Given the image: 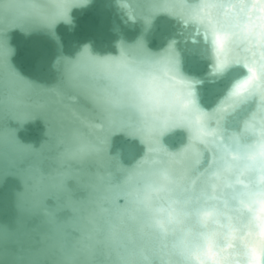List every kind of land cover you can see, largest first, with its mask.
Here are the masks:
<instances>
[{
    "label": "water",
    "instance_id": "95a60500",
    "mask_svg": "<svg viewBox=\"0 0 264 264\" xmlns=\"http://www.w3.org/2000/svg\"><path fill=\"white\" fill-rule=\"evenodd\" d=\"M53 3L0 0V60L22 78L0 72V264H105L127 248L170 247L179 233H190L193 246L211 237L226 256L221 264H249L253 246L264 253L256 219L264 192V97L254 87L242 101L227 100L248 76L245 65L264 63L246 34L259 22L255 0H71L67 19L49 27L42 16ZM215 31L230 36L223 72L216 71ZM85 49L101 59L123 50L131 67L155 70L165 81L179 77L199 117L152 127L130 110L143 101L131 82L96 80L87 68L80 86H71L66 62ZM105 88L121 97L120 109L90 101ZM75 130L100 146L99 156L69 158L79 145ZM146 148L184 153L199 164L153 201L160 232L141 239L129 226L113 242L100 214L109 206L103 197L129 205L122 174ZM206 210L214 216L204 221Z\"/></svg>",
    "mask_w": 264,
    "mask_h": 264
},
{
    "label": "clouds",
    "instance_id": "9594fccd",
    "mask_svg": "<svg viewBox=\"0 0 264 264\" xmlns=\"http://www.w3.org/2000/svg\"><path fill=\"white\" fill-rule=\"evenodd\" d=\"M49 6L53 8L54 4ZM72 75V70H67L68 80ZM177 79L181 80L179 77ZM167 82L169 84L172 83V81ZM71 86L79 87L80 80L71 79ZM176 88L183 94L184 100L189 99L186 95L187 89L185 87L176 85ZM190 99L194 98L191 97ZM96 105L102 110H115L122 107L121 103L117 104L103 99L99 100ZM129 107L131 111L135 112L140 121H150L152 127L164 123L187 124L188 121L194 123L200 115L196 110V104L186 109L177 104L169 110L164 107L155 108L148 106L143 101H138ZM99 127L97 125V128ZM193 135H195L194 128ZM100 152L101 150L97 149L95 155L99 156ZM69 158H71V153ZM198 164L199 160L192 159L184 153L177 155L165 153L156 148H146L144 154L131 168L122 174L121 186L127 196L132 215L125 218L124 223L120 225L119 233L122 229L129 226L135 227L137 237L141 239L149 232H160L162 228L161 217L158 209L154 207L153 201L159 195L165 193L187 171L196 168ZM222 164L223 162L221 161L218 162L217 166H214V174L217 167H222ZM110 178L109 174L107 179ZM261 183L264 184V181L261 180ZM209 213L211 214L210 216L206 215ZM100 214L104 215L101 208ZM211 216H214V213L211 210H206L203 220L207 221ZM173 219L178 221V213L173 214ZM190 236V233H179L170 247H158L155 250L150 249L148 252L143 247L127 248L123 253L117 252L114 259H107L105 264H201V261H203V264H221L222 261L226 260V256L221 249L218 246L213 247L211 237L207 238L206 243L200 246H193L190 242ZM109 238L113 242L118 239V237L113 239L110 235ZM128 240L130 243H134L131 233L128 234ZM209 253L215 257V261L209 257Z\"/></svg>",
    "mask_w": 264,
    "mask_h": 264
},
{
    "label": "snow or ice",
    "instance_id": "6c2138e0",
    "mask_svg": "<svg viewBox=\"0 0 264 264\" xmlns=\"http://www.w3.org/2000/svg\"><path fill=\"white\" fill-rule=\"evenodd\" d=\"M70 2L71 0H54V7L42 16L43 21L51 27L54 26L58 19H67V10ZM255 3L259 5V22L256 25H247L246 34L249 38H255L257 41V47L261 49L259 54L260 61H264V0H255ZM217 6L218 5L216 4L208 5V7L211 8ZM148 22L150 23V21ZM229 39L230 36L227 33L215 31L213 34V42L216 50L217 72H223L227 66L225 53ZM137 47L143 49L142 42H138ZM66 63L68 66L67 70H72L73 74L68 80L70 85L71 79L80 80L81 69L87 68L91 70L90 76L96 80L104 79L120 84L131 82L137 90L141 92L144 103L155 108L164 107L171 110L179 104L180 107L186 109L189 106H194L196 104L194 99H190L193 95L191 91H187L186 93L189 99L184 100L183 94L176 88V85H181L187 88V85L183 80H178L173 77L172 83L169 84L167 81L162 80L160 75H158L155 70L144 71L141 70L140 67H131L123 50H121L119 58L106 57L101 59L99 57L92 56L89 50L85 49L75 60H69ZM245 67L247 69L248 76L233 85L228 94L227 100L242 101L246 97V94H249L254 87L262 90V97H264V85L259 84L261 73L264 72V63L257 62L251 65H245ZM0 72H6L11 80H22L19 74L14 71L11 64L3 60H0ZM164 74L167 75V72L165 71ZM23 83L28 87H31L27 81H23ZM89 99L94 104H97V102L101 99L117 104L122 102L121 97L114 95L106 88L94 92L89 96ZM73 135L79 140V147L76 151L71 153L72 159L83 160L91 155H94L97 149L101 150L99 145L88 143L83 138L79 130H75ZM260 154L264 157V145L261 146ZM261 179L264 181V177ZM258 195L260 196V199L257 201L259 210L256 215V219L259 221L260 238L264 241V192H261ZM103 200L109 206H101V211L109 224V235L115 239L119 235L120 225L124 223L126 217H130L132 215V210L129 205L127 207H122L116 204L115 198H112L111 196L106 195L103 197ZM206 215L210 216L211 214L209 213ZM262 255H264V253H262L261 248L253 246L250 249L249 264H257ZM209 257L215 261V257L212 256L211 253H209ZM201 264H203V261H201Z\"/></svg>",
    "mask_w": 264,
    "mask_h": 264
}]
</instances>
